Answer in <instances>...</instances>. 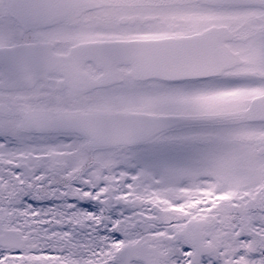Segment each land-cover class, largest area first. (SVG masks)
Instances as JSON below:
<instances>
[{
	"label": "snow or ice",
	"instance_id": "6c2138e0",
	"mask_svg": "<svg viewBox=\"0 0 264 264\" xmlns=\"http://www.w3.org/2000/svg\"><path fill=\"white\" fill-rule=\"evenodd\" d=\"M0 264H264V0H0Z\"/></svg>",
	"mask_w": 264,
	"mask_h": 264
}]
</instances>
